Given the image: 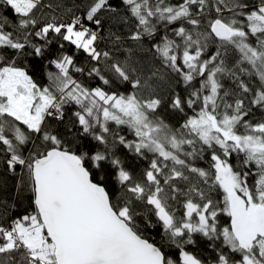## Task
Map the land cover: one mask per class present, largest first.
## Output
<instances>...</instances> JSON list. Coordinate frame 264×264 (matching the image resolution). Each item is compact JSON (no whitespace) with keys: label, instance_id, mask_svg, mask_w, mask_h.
<instances>
[{"label":"snow or ice","instance_id":"obj_1","mask_svg":"<svg viewBox=\"0 0 264 264\" xmlns=\"http://www.w3.org/2000/svg\"><path fill=\"white\" fill-rule=\"evenodd\" d=\"M0 264H264V0H0Z\"/></svg>","mask_w":264,"mask_h":264}]
</instances>
